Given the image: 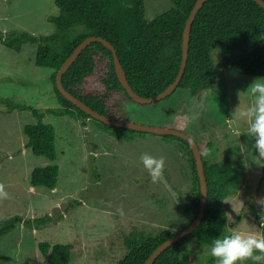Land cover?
I'll return each instance as SVG.
<instances>
[{
    "label": "rangeland",
    "instance_id": "obj_1",
    "mask_svg": "<svg viewBox=\"0 0 264 264\" xmlns=\"http://www.w3.org/2000/svg\"><path fill=\"white\" fill-rule=\"evenodd\" d=\"M144 4L148 19L172 6L170 0H144ZM57 14L54 0H0V184L9 194L0 198V222L14 214L30 221L29 226L19 222L0 235V264H47L40 242L70 243L68 264H116L127 251L123 237L130 231L155 234L181 229L190 200L188 153L173 137L135 132L124 138L102 130L91 118L46 113L42 120L53 126L55 135L57 181L54 188L30 185L32 169L48 162L25 145L24 125L36 118L29 109H10L2 100L35 108L59 104L52 69L35 63L37 45L9 47L1 37L12 39L23 31L35 36L52 33L51 17ZM211 56L216 78L200 95L177 88L149 103L124 99L115 114L186 132L202 151L208 149L210 161L233 158L244 174L222 202L228 214L225 234L235 230L264 235L260 223L264 208L257 204L264 200V160L256 156L254 139L234 114L239 104L251 102L248 86L264 76L223 67L217 44ZM143 153L165 158L158 183L143 167ZM44 216L48 220L37 226V218ZM210 245L193 238L183 258L187 264H206Z\"/></svg>",
    "mask_w": 264,
    "mask_h": 264
},
{
    "label": "trees",
    "instance_id": "obj_2",
    "mask_svg": "<svg viewBox=\"0 0 264 264\" xmlns=\"http://www.w3.org/2000/svg\"><path fill=\"white\" fill-rule=\"evenodd\" d=\"M170 1L171 7L148 19L144 0H54L58 14L51 17L55 25L52 33L35 36L23 31L12 39L1 37L9 47L19 48L25 42L37 45L35 63L52 69L50 79L59 104L57 107L35 108L9 99L2 100L10 109H29L36 118L34 123L24 125L25 145L35 155L46 157L48 162L32 169L28 178L30 185L54 188L57 181L58 166L53 162L56 158L55 135L53 126L42 120L46 113L91 118L102 130L124 138H129L130 133L143 132L110 125L87 114L58 91L55 75L75 46L87 35L94 34L114 45L127 80L137 93L153 96L161 92L178 73L183 28L195 2ZM78 27L82 29L74 32ZM215 44L223 67L242 74L264 76V8L255 0H205L191 25L187 62L176 89H188L191 95H200L212 85L216 78L211 56ZM62 82L76 97L110 116L117 117L115 112L122 100L134 101L116 76L111 50L97 40L90 42L78 54L63 73ZM163 136L176 138L177 145L188 153L190 200L186 205L182 229L199 210L198 175L187 141L173 134ZM201 155L207 181L204 216L192 232L172 242L152 264H187L183 253L188 251L189 240L212 242L225 234L228 214L222 202L238 188L244 173L241 167L234 165L231 157L210 161L208 149L201 150ZM47 220V216L37 218V226ZM19 222L30 225V221L19 214L3 219L0 235L15 228ZM175 233L171 228L155 234L135 229L130 231L123 237L127 251L116 264H142L160 243ZM71 249L70 243H39L40 252L47 256V264H68ZM216 262L209 255L205 263ZM243 264H253V261Z\"/></svg>",
    "mask_w": 264,
    "mask_h": 264
},
{
    "label": "water",
    "instance_id": "obj_3",
    "mask_svg": "<svg viewBox=\"0 0 264 264\" xmlns=\"http://www.w3.org/2000/svg\"><path fill=\"white\" fill-rule=\"evenodd\" d=\"M205 0H195L188 17L185 21L184 28H183V34H182V59L180 63V67L178 70V73L174 80L166 86L161 92L153 95V96H143L139 93H137L133 87L130 85V83L127 80L125 70L120 63L119 57L117 55L116 48L114 45L107 40L106 38L100 36V35H94L90 34L87 35L81 42H79L75 48L72 50V52L65 58L61 66L58 68L56 75H55V83L58 91L67 98L70 102L75 104L77 107L85 111L87 114H90L92 117L115 126H120L124 128H130L135 129L143 132H152L157 133L160 135L163 134H173L176 136H179L187 141L189 144L192 154L195 161L196 171L198 175L199 180V188H200V203H199V210L195 218L185 227L178 230L175 234H173L171 237L164 240L162 243H160L153 251L152 253L146 258V260L142 264H152V262L157 258V256L172 242L184 237L188 233L192 232L194 228L200 223L202 217L205 213V206L207 202V181L206 176L204 173V164L202 160L201 150L198 145V143L186 132H183L176 128L171 127H164V126H156V125H147V124H141L132 122L123 118H118L114 116H110L107 114H103L98 112L97 110L93 109L91 106H89L87 103L82 101L80 98L76 97L74 94H72L70 91H68L62 82V75L67 70L68 66L73 62V60L78 56V54L92 41L97 40L100 41L102 44H104L107 48L111 50L112 58L114 62V69L116 76L121 83L122 87L125 89V91L128 93V95L135 101L139 103H149L153 101L160 100L166 96H168L170 93H172L183 73L187 62L188 57V47H189V38H190V29L192 22L194 20L195 14L198 11V9L202 6ZM261 7L264 8V0H255Z\"/></svg>",
    "mask_w": 264,
    "mask_h": 264
},
{
    "label": "clouds",
    "instance_id": "obj_4",
    "mask_svg": "<svg viewBox=\"0 0 264 264\" xmlns=\"http://www.w3.org/2000/svg\"><path fill=\"white\" fill-rule=\"evenodd\" d=\"M262 78L264 77L256 78L248 86L247 91L250 93L251 102L244 107H240L239 104L234 114L247 126L246 134L254 139L253 147L256 156L264 160V79ZM140 161L148 171L152 182L158 183L164 174L165 158L143 153ZM0 198H9L3 184H0ZM257 204L264 208V200H258ZM120 211L122 213V209ZM260 223L264 225V215H261ZM209 251L218 264H237V262L243 264L249 260L253 261V264H262L264 262V235L233 230L212 240Z\"/></svg>",
    "mask_w": 264,
    "mask_h": 264
}]
</instances>
